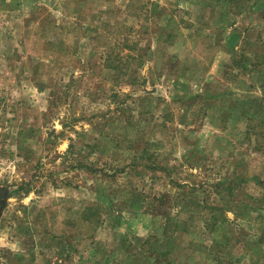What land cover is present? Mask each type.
I'll list each match as a JSON object with an SVG mask.
<instances>
[{"label":"rangeland","instance_id":"374dc122","mask_svg":"<svg viewBox=\"0 0 264 264\" xmlns=\"http://www.w3.org/2000/svg\"><path fill=\"white\" fill-rule=\"evenodd\" d=\"M0 264H264V0H0Z\"/></svg>","mask_w":264,"mask_h":264}]
</instances>
